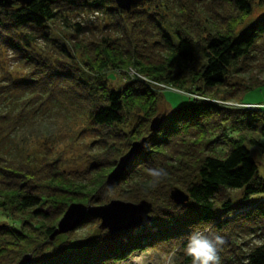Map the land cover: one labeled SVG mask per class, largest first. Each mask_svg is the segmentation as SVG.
<instances>
[{
  "label": "trees",
  "instance_id": "16d2710c",
  "mask_svg": "<svg viewBox=\"0 0 264 264\" xmlns=\"http://www.w3.org/2000/svg\"><path fill=\"white\" fill-rule=\"evenodd\" d=\"M256 9L264 10V0H143L128 13L112 0H31L0 8V50L25 72L20 80L5 75L2 92L74 105L78 133L90 138L75 159L80 172L63 169L68 163L47 147L34 167L0 157V264H117L147 249L173 257V264H191L187 239L207 228L225 239L221 264H264V212L256 204L243 209L252 197L264 202V179L251 155L262 147L264 112L216 103L244 105V95L264 88L248 77L236 82L264 52V12L243 26ZM92 10L107 19L103 33L76 23L66 45L47 44L48 23ZM127 68L140 78L114 88L108 74ZM147 82L171 86L187 102L172 109ZM153 118L159 124L151 131ZM14 119L0 114V132ZM133 142H141L140 151L106 186L107 173ZM149 167H164L167 179L151 187ZM173 189L187 196L186 204L170 202ZM111 200L150 204L149 224L110 235L86 217L49 241L70 204ZM9 216H20L19 223ZM83 226L95 227L93 233L75 239ZM251 235L258 244L243 249L238 240Z\"/></svg>",
  "mask_w": 264,
  "mask_h": 264
},
{
  "label": "rangeland",
  "instance_id": "374dc122",
  "mask_svg": "<svg viewBox=\"0 0 264 264\" xmlns=\"http://www.w3.org/2000/svg\"><path fill=\"white\" fill-rule=\"evenodd\" d=\"M263 12V9L254 10L252 15L245 20L243 26L257 22L263 16ZM208 15L210 16V13ZM76 23L79 25H87L91 28L92 32L97 35L98 33L104 32L107 19L101 12L93 10L67 12L62 16V19H59L55 23L47 24L46 31L49 36V42L47 44L66 45V32L71 30V26ZM42 46L44 47L41 41L36 43L37 48H41ZM260 66H264V52L252 61V65L248 68L249 73L247 74L246 72L237 77L236 82L245 83L247 82V77L259 83L264 82V70L260 69ZM5 75H9L12 80H20L24 77L25 72L15 63L14 59L7 51L0 50V93L3 95L0 96V114L14 116L15 119L17 118L16 124L12 123L8 127L3 128V131L0 132V157L6 160H12L17 164H26L30 167H34L43 157L44 147H47L50 148L54 154L60 153L62 159L68 163L63 169L67 172H80L83 169V164L82 162H76L75 159L85 150L90 138L84 137L81 134L79 135L78 133L82 121L77 116L74 108H71L75 106L69 104L71 105L70 107L67 103L64 104V102H59L57 100L43 101L42 98L32 99L29 98L28 93L26 95L24 93L7 95L2 92L3 88H1L3 86L1 80ZM134 77L139 76L136 71L131 68L122 70L115 69L108 74V79L114 88H118L126 80ZM167 87L174 91L170 89L169 91H161L155 85L152 86L153 89L159 91L158 93L156 92L157 94H163L165 101L172 109L180 107L187 102L186 97L177 94L182 92L176 91L175 88L171 86H166V88ZM225 102H231L237 106L243 105L234 100ZM241 102L246 105L258 106L259 109L264 112V88L248 92L242 97ZM130 125L131 122L122 129L127 130ZM251 155L258 166L259 176L264 179V142L261 148L252 150ZM109 173L110 172H108L107 175ZM262 198V196L250 198L243 208L244 211L251 209L254 207V204H256L262 207L261 209L264 212V202L262 203ZM72 204L98 206L89 205L86 202ZM7 218L11 219L16 225L20 221V216H9ZM3 221L4 220L0 218V222ZM94 228L90 226L78 228L77 231H75V239L78 240L86 235L92 234ZM96 228H98V224ZM240 239L241 240H238V242L242 243L243 249L251 245H256L259 242L254 235L245 236ZM117 264H173V257H166L147 249L145 251L134 252L130 254L126 260Z\"/></svg>",
  "mask_w": 264,
  "mask_h": 264
},
{
  "label": "water",
  "instance_id": "95a60500",
  "mask_svg": "<svg viewBox=\"0 0 264 264\" xmlns=\"http://www.w3.org/2000/svg\"><path fill=\"white\" fill-rule=\"evenodd\" d=\"M31 0H0V8L9 9L13 3L20 6H25ZM115 7L128 13L134 1L143 0H112ZM159 121L153 118L149 124V130L156 129ZM142 147L141 142L131 143L129 149L117 161L115 167L110 171L105 180V185H112L120 176L122 171L126 168L133 157L140 151ZM168 198L170 202L175 205L186 204L187 196L179 191L173 189L169 192ZM151 206L146 202H139L132 204L119 200H111L103 205L98 206H83L81 204H70L65 209L61 218L56 224L53 232L49 236V241L54 237L71 232L82 224L86 217L97 219L98 229L105 230L108 234L113 235L119 232L128 231L131 229L145 227L149 224L151 218ZM29 260V255L23 256L20 263H26Z\"/></svg>",
  "mask_w": 264,
  "mask_h": 264
},
{
  "label": "clouds",
  "instance_id": "9594fccd",
  "mask_svg": "<svg viewBox=\"0 0 264 264\" xmlns=\"http://www.w3.org/2000/svg\"><path fill=\"white\" fill-rule=\"evenodd\" d=\"M145 173L150 178L151 187H156L168 177L164 167H149ZM224 244V237L211 228L196 231L188 237L184 255L191 258V264H221L219 252Z\"/></svg>",
  "mask_w": 264,
  "mask_h": 264
},
{
  "label": "built area",
  "instance_id": "2783aa9c",
  "mask_svg": "<svg viewBox=\"0 0 264 264\" xmlns=\"http://www.w3.org/2000/svg\"><path fill=\"white\" fill-rule=\"evenodd\" d=\"M150 84H152V86L155 85L161 91H165V90L169 91V89L173 90L171 88L168 89V87L166 88V86H164L162 84H155V83H150ZM216 103H218L219 105L225 106V107H237V108H244V109H256V108H259L258 106H253V105H240V106H237V105H235L234 103H231V102H216ZM263 142H264V135H263Z\"/></svg>",
  "mask_w": 264,
  "mask_h": 264
}]
</instances>
